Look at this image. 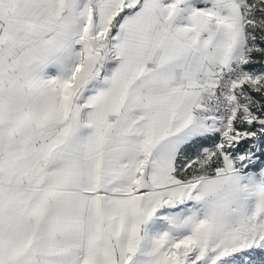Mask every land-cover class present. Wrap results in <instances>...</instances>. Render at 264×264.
<instances>
[{"label": "snow or ice", "instance_id": "snow-or-ice-1", "mask_svg": "<svg viewBox=\"0 0 264 264\" xmlns=\"http://www.w3.org/2000/svg\"><path fill=\"white\" fill-rule=\"evenodd\" d=\"M0 264H264V0H0Z\"/></svg>", "mask_w": 264, "mask_h": 264}]
</instances>
